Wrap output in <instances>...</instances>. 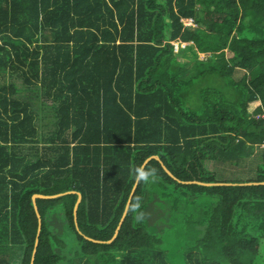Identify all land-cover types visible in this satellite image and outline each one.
<instances>
[{"label": "trees", "instance_id": "trees-1", "mask_svg": "<svg viewBox=\"0 0 264 264\" xmlns=\"http://www.w3.org/2000/svg\"><path fill=\"white\" fill-rule=\"evenodd\" d=\"M7 76L24 89L0 85V264L30 263L35 194L63 195L35 201L33 264H264V185L180 183L254 155L231 182H264V0H0ZM40 98L56 130L31 161L14 149ZM151 156L114 240H87L112 238Z\"/></svg>", "mask_w": 264, "mask_h": 264}, {"label": "rangeland", "instance_id": "rangeland-1", "mask_svg": "<svg viewBox=\"0 0 264 264\" xmlns=\"http://www.w3.org/2000/svg\"><path fill=\"white\" fill-rule=\"evenodd\" d=\"M206 55L198 56V59L205 58ZM239 76V74H238ZM8 83H13L17 89L23 90L24 85L20 79L15 76L5 77L1 80L0 85H7ZM195 95V94H194ZM56 108L57 103H53L50 101L42 100L41 98L38 100L37 104L33 105V112L35 114V126L37 128V136L32 143L24 144L16 147L14 151L19 153L20 155H25L31 161L35 160L38 156L45 152V147L47 146L48 139L54 134L56 130ZM258 160V156L254 155L253 157L243 161L240 164L239 168H230L224 167L220 165H214L213 163L207 162L206 167L217 173L216 179L220 183L226 182L227 184L231 181H244L254 177V171L256 167V163ZM232 183V182H231ZM236 184V183H235ZM17 249V248H16ZM12 249L11 258L13 262H16L19 255H16L17 250L19 253V249ZM260 258L264 256V240L261 243ZM11 253V252H10ZM0 253V257H1ZM16 259V260H14ZM262 260V258H261Z\"/></svg>", "mask_w": 264, "mask_h": 264}, {"label": "water", "instance_id": "water-1", "mask_svg": "<svg viewBox=\"0 0 264 264\" xmlns=\"http://www.w3.org/2000/svg\"><path fill=\"white\" fill-rule=\"evenodd\" d=\"M152 159H154V160H159L157 156H151V157L147 158V159L143 162V164H142V166H141V168H140V171H139V173H138V176H137V178H136V181H135V183H134V186H133V188H132V190H131V192H130V195H129V198H128V200H127V203H126V205H125V208H124V211H123L122 217H121V219H120V221H119V224H118V226H117V228H116V230H115V232H114L112 238H111L110 240H108V241H105V242L97 241V240H93V239H90V238H86L87 240H89V241H91V242H94V243H107V244H109L110 242H112V241L114 240V238H115L116 235H117V231H118V229H119V227H120V225H121V223H122V221H123V219H124V216H125V214H126V212H127L128 205H129V201H130V197H131L132 193L134 192V189H135L136 184H137V182H138V178H139V176H140V173H141L142 169L144 168L145 164H146L149 160H152ZM161 166H162V168L165 170V172H166L169 176L172 177V175L170 174V172L167 171L166 168H165L162 164H161ZM180 183H195V184H198V185H204V186H230V185H233V186H236V185H237V186H257V185H264V182H252V183H240V184H232V183H228V184H227V183H200V182H197V181H193V182H180ZM69 193H75V194L77 195V200H76V202H75V204H74V207H73V218H74V221L76 222V211H77V207H78V205H79V203H80L81 196H80V194L77 193V192H73V191H72V192H69ZM65 194H66V193H65ZM61 195H63V194L50 195V196H44V195L35 194V195H33V196L31 197V201H32L33 209H34L35 215H36V217H37V230H36V237H35V241H34L33 250H32V254H31V258H30V263H29V264H33L34 254H35V251H36V247H37V243H38V236H39V232H40V218H39V214H38V212H37V208H36L35 201H36V199H54V198H57V197H59V196H61ZM75 226H76V223H75Z\"/></svg>", "mask_w": 264, "mask_h": 264}, {"label": "built area", "instance_id": "built-area-1", "mask_svg": "<svg viewBox=\"0 0 264 264\" xmlns=\"http://www.w3.org/2000/svg\"><path fill=\"white\" fill-rule=\"evenodd\" d=\"M180 21L183 23L184 26H188V25L192 24V20L191 19H181ZM171 44L174 47V51L175 52L178 50V47L183 48L185 46L184 43L174 42V43H171ZM262 118L264 119V114L262 115Z\"/></svg>", "mask_w": 264, "mask_h": 264}, {"label": "crops", "instance_id": "crops-1", "mask_svg": "<svg viewBox=\"0 0 264 264\" xmlns=\"http://www.w3.org/2000/svg\"><path fill=\"white\" fill-rule=\"evenodd\" d=\"M202 55V54H201ZM201 55H199V56H201ZM263 241V240H262Z\"/></svg>", "mask_w": 264, "mask_h": 264}]
</instances>
